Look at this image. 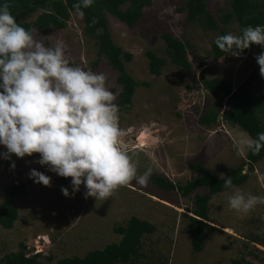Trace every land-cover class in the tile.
<instances>
[{
    "label": "rangeland",
    "instance_id": "1",
    "mask_svg": "<svg viewBox=\"0 0 264 264\" xmlns=\"http://www.w3.org/2000/svg\"><path fill=\"white\" fill-rule=\"evenodd\" d=\"M186 7V0H151L133 27L107 15L115 44L133 54L127 64L128 73L143 84L136 89L131 107H119V124L126 133L123 147L137 164L138 173L152 170L147 186L133 181L105 201L85 199L86 188L81 185L74 196L65 197L61 188L67 187L72 193L71 178L60 177L47 166L35 163L38 155L23 159L12 156L14 169L9 160L0 158V204L7 198L8 185L19 182L26 189L22 198L15 199L19 218L14 226L5 229L0 225V261L19 252L21 245L27 257L39 256L40 264H57L67 257L82 258L119 243L122 236L115 228L136 217L155 226V232L142 238V257L135 264H229L233 259L264 264V205H258L247 216L228 206V196L235 189L264 196V159L252 169L244 166L243 174L248 176L245 184L213 196L209 203L212 223L201 252L194 251L185 230L188 218L194 216L190 211L195 206V196L205 195L208 190L199 188L193 195L183 197L177 191L159 189L153 182L156 175L181 185L197 179L200 173L191 170V164H201L220 177L247 162L250 149L239 146L241 139L250 138L246 132L221 118V123L212 127L199 124L201 116L217 107L204 80H227L237 95L264 93V78L255 59L262 52L260 46L251 45L240 57L227 54L216 58L212 47L220 32L191 24ZM207 10L221 29L241 35L237 21L232 20L225 27L221 23L231 10V0H207ZM44 12L39 10L24 21L34 22ZM84 29L82 16L73 12L65 29L50 28L41 34L34 28L33 34L48 47L63 41L73 66L105 74L106 86L118 104L122 91L117 84L118 73L105 59L98 61L97 43L85 35ZM164 34L186 44L191 70L174 65L167 57ZM149 52L168 59L160 76L149 70ZM226 109L224 106L222 113ZM5 151L0 145V153ZM31 169L50 176L51 187L34 183L29 178Z\"/></svg>",
    "mask_w": 264,
    "mask_h": 264
},
{
    "label": "clouds",
    "instance_id": "2",
    "mask_svg": "<svg viewBox=\"0 0 264 264\" xmlns=\"http://www.w3.org/2000/svg\"><path fill=\"white\" fill-rule=\"evenodd\" d=\"M84 2L90 5L92 0ZM9 9L7 2L0 6V145L6 149L0 158L38 155L35 163L71 178L72 193L61 188L65 197L74 196L81 185L86 188L85 199L105 201L133 181L146 187L152 170L139 174L123 147L126 133L105 74L73 66L63 41L45 46ZM215 44L236 57L253 44L264 48V25L244 27L241 35H220ZM255 59L264 78V51ZM239 146L259 153L264 132L256 139H241ZM11 167L15 168L14 161ZM224 176L221 173L220 179ZM29 178L51 187V177L36 169L30 170ZM224 187L233 188L231 176ZM258 205H264V196L240 189L228 196L229 208L242 216Z\"/></svg>",
    "mask_w": 264,
    "mask_h": 264
},
{
    "label": "trees",
    "instance_id": "3",
    "mask_svg": "<svg viewBox=\"0 0 264 264\" xmlns=\"http://www.w3.org/2000/svg\"><path fill=\"white\" fill-rule=\"evenodd\" d=\"M6 2L10 6L11 14L21 26L32 32L35 28L41 34H45L50 28L65 29L70 13L80 14L85 23V35L97 43L98 61L105 59L109 67L118 73L117 84L122 89L118 107L128 108L133 105L136 89L143 84L138 83L128 73L127 64L133 60V54L115 44L107 15L133 27L143 17L144 9L151 5V0H92L90 5H86L84 0H0V6ZM126 5L128 6L125 8ZM186 6L187 19L191 24H200L210 31H219L220 35L228 34L225 29L219 27L215 17L208 12L207 0H186ZM39 10L46 12L40 14L34 22L24 21ZM232 20L238 22L241 34L242 29L249 25H264V0H231V10L224 15L221 23L225 27ZM163 38L167 46L166 54L171 62L178 67L191 70L186 44L171 34H164ZM260 48L264 51V48L261 46ZM212 51L219 59L228 54L221 51L215 43ZM147 57L150 72L160 76L163 68L168 65V59L158 57L151 52ZM98 61L95 64H98ZM205 74L204 70L202 75ZM203 83L210 95L216 99L217 107L210 109L199 118L200 125L212 127L221 123V118L222 121L246 132L252 139H256L258 133L264 132V93L237 95L233 93L232 83L220 78L204 80ZM224 106L228 109L222 113ZM263 159L264 147L259 153L250 150L247 162L221 179L201 164L190 165V169L199 172L200 176L184 185L174 184L159 175L153 177V182L159 189L177 191L183 197L193 195L199 188L208 190L205 195L195 196V206L190 211L194 216L188 218L185 230L191 237L194 251L201 252L204 248L205 234L210 228L209 224L212 223L209 203L213 196L245 184L248 176L243 174L244 166L247 165L252 169L255 163ZM10 163L12 164L11 161ZM228 176H231L233 182V188L230 189L224 187V181ZM6 194V200L0 204V225L5 229H11L19 218L15 199L22 198L26 194L25 185L14 182L7 186ZM115 232L122 236L119 243L110 244L103 250L90 252L82 258L77 256L63 258L58 260L57 264H135L142 257L140 253L142 238L154 233L155 226L134 217L125 226L116 227ZM23 250L24 246L21 245L19 252L5 256L0 264H40L39 256L27 257ZM229 264L253 263L245 259H233Z\"/></svg>",
    "mask_w": 264,
    "mask_h": 264
}]
</instances>
